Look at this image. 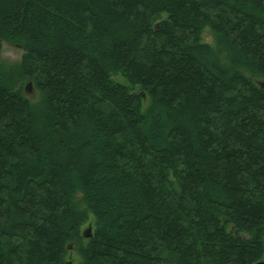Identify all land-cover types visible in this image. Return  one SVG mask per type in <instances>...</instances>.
Here are the masks:
<instances>
[{
  "label": "trees",
  "instance_id": "obj_1",
  "mask_svg": "<svg viewBox=\"0 0 264 264\" xmlns=\"http://www.w3.org/2000/svg\"><path fill=\"white\" fill-rule=\"evenodd\" d=\"M2 42L0 264L264 259V0H0Z\"/></svg>",
  "mask_w": 264,
  "mask_h": 264
},
{
  "label": "rangeland",
  "instance_id": "obj_2",
  "mask_svg": "<svg viewBox=\"0 0 264 264\" xmlns=\"http://www.w3.org/2000/svg\"><path fill=\"white\" fill-rule=\"evenodd\" d=\"M201 40L204 43H212L213 40V34L211 33V31L208 28H205L202 32L201 35ZM23 49L21 48V46L19 44L16 43H10V42H2L1 43V49H0V64L6 67H10L13 65H17L20 63L21 58L23 56ZM115 81L124 83L125 82L120 79L118 76L114 77ZM30 83L29 86V90L27 93H24V95L26 96V98L33 102H36L39 99V94L38 92L34 89L33 85L31 82H28L27 80H22L19 82L18 86L22 87L23 91L26 87V85ZM75 203L78 209H84L85 205L84 203L81 201L80 199V194H77L75 196ZM87 221L85 222V224L81 227V234L88 228L90 227V234H92L93 230H94V220L92 218V216L88 213L87 214ZM86 239V238H84ZM82 243H86L82 242ZM70 248L68 249V253H67V263L68 264H79L80 263V257L77 255V253L74 250L75 245L72 244L71 246H69Z\"/></svg>",
  "mask_w": 264,
  "mask_h": 264
},
{
  "label": "water",
  "instance_id": "obj_3",
  "mask_svg": "<svg viewBox=\"0 0 264 264\" xmlns=\"http://www.w3.org/2000/svg\"><path fill=\"white\" fill-rule=\"evenodd\" d=\"M156 27H157V25L155 26V28H156ZM29 86H30V83H28V84L26 85V87H25L23 93H27V92H28V90H29ZM261 86H263V85H261ZM82 236H83L84 238H87V237H90V236H91V234H90V227H88V228L82 233ZM255 264H264V259H263V260H260V261H258V262H256Z\"/></svg>",
  "mask_w": 264,
  "mask_h": 264
}]
</instances>
